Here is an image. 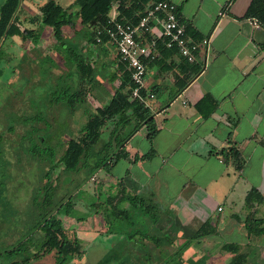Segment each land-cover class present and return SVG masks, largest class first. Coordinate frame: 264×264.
<instances>
[{"label":"trees","instance_id":"16d2710c","mask_svg":"<svg viewBox=\"0 0 264 264\" xmlns=\"http://www.w3.org/2000/svg\"><path fill=\"white\" fill-rule=\"evenodd\" d=\"M113 1L75 0L73 4L77 5V9L74 13L55 0H46L38 8L40 24L52 27L53 35L59 46L64 49L72 68L60 71L52 76V79L48 78L45 83V80L40 83L46 87L41 91L42 100L35 96L30 99L39 107L31 116L15 111L0 100V264H187L186 260L188 264H215L207 260L208 256L187 259L181 249L191 246L190 240L200 239L215 232V227L210 222H203L189 238L178 243L175 249L176 258L172 259L169 246H173L175 239L179 238V231L168 228L169 217L152 194L130 193L121 180L118 181L114 193L107 194L103 200L97 197V201L91 203V207L104 218L107 224L105 233H111V237L103 239V233L97 234V240L92 243L93 250L87 251L85 256L86 251L81 241L75 234L70 235V231L64 226V214L77 219L80 215L75 213L70 201L72 195L65 192L69 190V186L58 195L50 181L55 163L49 165L48 158L53 156L54 146L43 145L47 135L50 133L48 136L55 137L57 144H63L57 164L61 163L63 170L73 172L81 170L87 163L89 169L86 172L89 174H86V178H89L102 165L110 172L112 165L127 155L121 144L139 126L145 127L149 143H152L158 130L150 108L138 98H129L132 87L129 72L126 65L118 61L114 44L108 43V38L103 32L100 34L101 42L96 41L97 32L104 30L108 25V13ZM154 1L158 0H136L125 6L126 0H121L117 19L135 22L150 2ZM19 2L20 0H4L0 5V61L5 53L3 44L6 38L17 35L23 41L29 39L35 42L39 36L38 29L20 28L15 13ZM177 13L179 15L178 7ZM244 16L255 17L264 26V0H250ZM77 18L78 22L87 28L85 41L89 47L97 44L102 48L106 45L114 48L117 65L113 76L117 75L120 82L108 100L95 107L94 113L88 116L77 135H68L62 141L61 133H64L68 126L65 117L72 114L76 105L90 93L95 80L93 74L96 68L91 55L84 53L83 47L68 45L62 38V26L72 27ZM185 32L193 39H200L189 25H185ZM159 49L160 56L149 63L160 62L171 53L177 52L174 48L164 47L161 41ZM184 61L187 74L179 84V89L185 85L191 74L200 69L199 63L185 59ZM9 93L11 94L8 95H13L12 92ZM2 98L0 96V99ZM7 98L9 99V96ZM207 105L208 108L205 109ZM216 105L217 101L209 93L203 95L196 103L203 116H208ZM50 106L57 107L60 118L57 122L58 130L52 131L48 120L43 117ZM131 120L134 121L133 128L122 136L120 130ZM38 121H42L44 126L35 124ZM109 123L112 124L111 128ZM104 134L108 136L106 141L100 147H95ZM7 153L14 161L7 158ZM153 153L154 148L151 145L147 152L135 155L134 158H147ZM218 153L224 160H230L236 170L242 169L244 159L235 145L222 147ZM92 158L94 160L91 163ZM29 159L44 163L42 177L45 182L31 189V202L27 207L30 218L24 222L27 223L26 226L19 230L16 227L20 219L15 217L19 212L12 210L13 207L4 191L9 180V165L20 166ZM62 181L63 184L69 182V185V175H65ZM124 202L126 204L120 206V203ZM244 204L250 208L244 217L248 237L255 242L264 243V197L261 191L255 186L250 187L245 194ZM8 236L11 239L5 240L4 237ZM221 249L229 255L226 264L249 263L248 247L225 242ZM81 256L83 258L78 263L72 261L73 258Z\"/></svg>","mask_w":264,"mask_h":264},{"label":"crops","instance_id":"0c3cea01","mask_svg":"<svg viewBox=\"0 0 264 264\" xmlns=\"http://www.w3.org/2000/svg\"><path fill=\"white\" fill-rule=\"evenodd\" d=\"M45 1L20 0L17 21L21 29L37 30L39 26L42 31L39 29L37 39L46 33L56 44L52 27L40 24L38 8ZM74 1L66 6L59 4L74 13ZM171 1L176 3L184 25H189L200 39H208L195 61L200 69L179 89L187 74L180 54L171 53L147 65L145 88L154 93L149 103L158 130L152 143L143 125L134 130L121 144L127 155L112 165L121 164L120 169L116 173L106 171L108 177L103 180L113 181L116 187L121 180L130 193L152 194L169 217L168 228L179 231L174 243L189 238L208 221L215 232L190 240V245L234 242L248 247V262L261 264L264 243L247 235L244 217L250 208L245 206L244 197L252 186L264 197V26L256 27L250 17L244 16L250 0ZM69 28L73 34L87 30L78 18L72 27L62 26L63 35ZM85 47L90 57L102 59L111 70L116 68L114 48ZM206 93L217 105L203 116L196 103ZM133 126L131 120L120 134L125 136ZM151 145L154 153L150 157L134 158ZM229 145H235L244 159L239 171L218 153ZM208 251L196 256H208ZM224 257L227 262L229 255L225 253Z\"/></svg>","mask_w":264,"mask_h":264},{"label":"rangeland","instance_id":"374dc122","mask_svg":"<svg viewBox=\"0 0 264 264\" xmlns=\"http://www.w3.org/2000/svg\"><path fill=\"white\" fill-rule=\"evenodd\" d=\"M63 6L68 5L73 0H57ZM2 0H0V3ZM38 30L41 28L39 26ZM74 30L69 28L64 35H62L63 40L69 45L76 47H83L86 49L85 32L83 30L72 33ZM97 46L98 45H94ZM4 54L0 61V96L3 97L1 102L7 106H11L15 111L24 113L26 116H31L32 113L39 110L36 103L30 101V99L35 96L42 100L43 88L46 86L41 85L48 78L52 79V76L58 74L60 71H64L71 67V62L66 57V53L63 48L59 46L58 43L55 44L54 38L50 35L43 33L42 36L37 39L35 42L31 40H21L18 37L8 38L3 44ZM88 50H83L86 53ZM92 56V55H91ZM93 58V57H92ZM93 63L95 65V72L93 74L95 80L89 94L86 95L85 99L78 103L72 114H69L65 117L67 121V128L65 132L61 133V140L63 141L68 137V135L74 136L77 135L80 127L84 124L88 116H90L95 111V107L99 103L106 102L109 96L113 93L115 88L120 82V79L117 75L113 76V71L109 68L107 64L104 65L102 59L93 58ZM19 89V91H17ZM9 92H12L13 95ZM9 96V99L7 98ZM7 108V107H6ZM9 108V107H8ZM1 112V110H0ZM49 122V127L51 130H58L57 122L60 120L57 114V107L50 106L46 109L45 114L43 115ZM2 124V116L0 115V129ZM39 126H44L42 121L35 122ZM109 128L112 127V124H108ZM50 130V131H51ZM50 134V133H49ZM48 134V135H49ZM43 145L52 146L54 148V154L51 158H48V164L51 165L55 163V167L50 174V181L52 185L56 188V193L58 195L62 194V191H65V187L69 186V190L65 191L67 194H71V202L74 206L75 213L80 215L79 219L71 217L69 215H63L64 226L70 231V235L75 234L78 239L81 241L83 248H85L86 256L87 251L90 249L92 243L97 240V234L103 233L102 238L111 237L112 234H106L107 224L105 223L102 215L95 211V208L91 207V203L97 201V197L103 200L107 194L114 193L116 191V185L113 181L109 179L103 180L106 177L105 167L102 165L92 173L89 178H86V170L89 169V165L84 164L83 168L79 171H65L63 170V165L61 163L57 164V159L61 155L63 149V144L59 142L57 144L55 137L48 136ZM109 135V134H108ZM107 135L104 134L96 144L95 147H100L107 139ZM109 140V139H108ZM15 143V142H14ZM7 157L10 161H14L13 157L7 153ZM24 160V159H23ZM89 159H87L88 161ZM91 159V163L93 162ZM46 162V161H45ZM90 163V165H91ZM121 164L112 166L110 171L116 173L120 169ZM44 163H38L35 160L29 159L24 161L20 166L9 165V180L6 182V190L4 191L6 198L10 201L12 210H17L19 212L17 219L20 221L17 223V228L22 230L30 218V213L28 212V205L31 202L30 194L31 189L36 186L38 187L45 182L43 179L44 172ZM85 170V173H84ZM65 175H69V182L63 184V179ZM11 177V178H10ZM15 177V178H14ZM126 202L120 203V206L125 205ZM16 208V209H14ZM85 215V217L83 216ZM84 217V218H83ZM16 219V220H17ZM15 229V230H16ZM17 235V232H16ZM15 236V234L13 235ZM5 240H10L8 236L4 237ZM179 244L174 243L173 246H169V250L172 255V259L176 258L177 252L175 249ZM181 248V247H180ZM184 254H187V259H193L198 252H210L208 257H211L210 260L212 263L225 264L226 260L224 257V252L221 249V246H209V245H191L186 250ZM96 251V250H95ZM83 256L75 257L72 259L74 263L81 261ZM207 260H209L207 258ZM188 264V261H185ZM252 264H256V261H252ZM191 263V262H190ZM248 264H251L249 262ZM264 264V261L261 263Z\"/></svg>","mask_w":264,"mask_h":264},{"label":"built area","instance_id":"2783aa9c","mask_svg":"<svg viewBox=\"0 0 264 264\" xmlns=\"http://www.w3.org/2000/svg\"><path fill=\"white\" fill-rule=\"evenodd\" d=\"M135 1L126 0L125 6ZM120 3L121 0L113 1L114 7L108 13V25L97 32L96 41L101 42L100 34L103 32L108 43L114 44L118 61L123 62L129 72L132 83L129 98H138L150 108L149 100L154 97V93L146 90L145 76L149 62L160 56L159 41L163 42L164 47L176 49V53L186 61L195 62L208 39H193L186 34L185 25L177 13V5L171 0L150 2L135 22L117 19ZM250 18L256 27L260 26L255 17Z\"/></svg>","mask_w":264,"mask_h":264}]
</instances>
